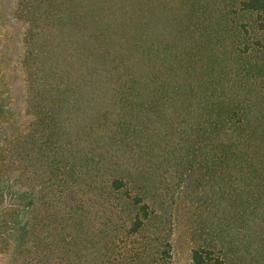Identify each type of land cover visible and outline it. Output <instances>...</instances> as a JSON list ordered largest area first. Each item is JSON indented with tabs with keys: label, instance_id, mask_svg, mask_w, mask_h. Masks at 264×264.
Instances as JSON below:
<instances>
[{
	"label": "rangeland",
	"instance_id": "374dc122",
	"mask_svg": "<svg viewBox=\"0 0 264 264\" xmlns=\"http://www.w3.org/2000/svg\"><path fill=\"white\" fill-rule=\"evenodd\" d=\"M242 1L0 0L1 170L36 203L0 264H264V26Z\"/></svg>",
	"mask_w": 264,
	"mask_h": 264
},
{
	"label": "trees",
	"instance_id": "16d2710c",
	"mask_svg": "<svg viewBox=\"0 0 264 264\" xmlns=\"http://www.w3.org/2000/svg\"><path fill=\"white\" fill-rule=\"evenodd\" d=\"M241 8L254 10L259 15H263L260 24L264 26V0H243ZM24 137L27 138V133H25L23 139ZM5 162L6 160H0V230L5 227L8 234L0 235V238L3 236V239L5 238L6 241L9 239L12 245H20L22 239L25 238V227H17L20 223L18 218L23 211L34 208L36 203L32 189L22 188L14 179H10V176H4L1 166H5ZM121 185V181H116L117 187ZM134 202L139 204L142 220L145 219L148 215L147 204L142 203L140 197H134ZM133 224L134 230H137L142 221L137 218ZM191 259L193 264H206L208 262H211V264H224L222 258L219 255H214L212 250L209 249H193Z\"/></svg>",
	"mask_w": 264,
	"mask_h": 264
}]
</instances>
